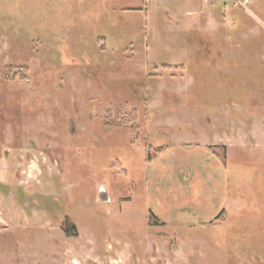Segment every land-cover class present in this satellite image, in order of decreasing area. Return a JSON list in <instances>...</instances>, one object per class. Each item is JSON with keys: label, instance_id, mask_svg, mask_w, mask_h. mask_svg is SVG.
<instances>
[{"label": "rangeland", "instance_id": "obj_1", "mask_svg": "<svg viewBox=\"0 0 264 264\" xmlns=\"http://www.w3.org/2000/svg\"><path fill=\"white\" fill-rule=\"evenodd\" d=\"M0 264H264V0H0Z\"/></svg>", "mask_w": 264, "mask_h": 264}, {"label": "trees", "instance_id": "obj_2", "mask_svg": "<svg viewBox=\"0 0 264 264\" xmlns=\"http://www.w3.org/2000/svg\"><path fill=\"white\" fill-rule=\"evenodd\" d=\"M134 120H135V115L133 114L132 118L129 121L128 120L126 122L124 121V123H130V122H133ZM122 123L120 122L119 124H116V127L122 126ZM131 132H132L131 134H133L132 127H131ZM135 138H137L136 134H134V138L133 139H135ZM63 229H64V232H66V233H69L70 229H74L73 226L68 227V219L67 218L64 220V228Z\"/></svg>", "mask_w": 264, "mask_h": 264}, {"label": "built area", "instance_id": "obj_3", "mask_svg": "<svg viewBox=\"0 0 264 264\" xmlns=\"http://www.w3.org/2000/svg\"><path fill=\"white\" fill-rule=\"evenodd\" d=\"M231 1L234 5H237L242 8H246V5L249 4L250 0H228Z\"/></svg>", "mask_w": 264, "mask_h": 264}, {"label": "crops", "instance_id": "obj_4", "mask_svg": "<svg viewBox=\"0 0 264 264\" xmlns=\"http://www.w3.org/2000/svg\"><path fill=\"white\" fill-rule=\"evenodd\" d=\"M223 147H226V153H227V150H228V147L224 144H222Z\"/></svg>", "mask_w": 264, "mask_h": 264}]
</instances>
